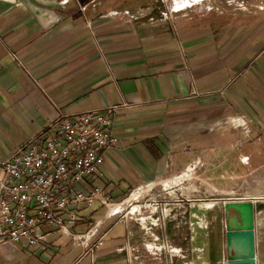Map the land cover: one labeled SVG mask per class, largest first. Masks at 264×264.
<instances>
[{
  "label": "crops",
  "instance_id": "crops-1",
  "mask_svg": "<svg viewBox=\"0 0 264 264\" xmlns=\"http://www.w3.org/2000/svg\"><path fill=\"white\" fill-rule=\"evenodd\" d=\"M195 1L0 0V160L61 115L121 106L96 174L114 209L83 205L0 264H228L224 203L247 200L264 264V0ZM191 172L210 197L194 179L186 195Z\"/></svg>",
  "mask_w": 264,
  "mask_h": 264
},
{
  "label": "built area",
  "instance_id": "built-area-1",
  "mask_svg": "<svg viewBox=\"0 0 264 264\" xmlns=\"http://www.w3.org/2000/svg\"><path fill=\"white\" fill-rule=\"evenodd\" d=\"M183 8L173 3L175 12ZM120 109L61 115L0 160V246L44 248L47 235L39 233L44 226L67 231L79 223L83 205L114 207L96 186V174L105 152L119 146L112 128ZM78 238L87 252L104 245L91 231Z\"/></svg>",
  "mask_w": 264,
  "mask_h": 264
},
{
  "label": "water",
  "instance_id": "water-1",
  "mask_svg": "<svg viewBox=\"0 0 264 264\" xmlns=\"http://www.w3.org/2000/svg\"><path fill=\"white\" fill-rule=\"evenodd\" d=\"M226 248L228 264H255L256 217L251 200L224 203Z\"/></svg>",
  "mask_w": 264,
  "mask_h": 264
},
{
  "label": "rangeland",
  "instance_id": "rangeland-1",
  "mask_svg": "<svg viewBox=\"0 0 264 264\" xmlns=\"http://www.w3.org/2000/svg\"><path fill=\"white\" fill-rule=\"evenodd\" d=\"M181 0H170V5L173 7V3H174V5L176 6V8H178L177 7V3H179ZM189 1H191V0H189ZM197 1V0H196ZM195 1V2H196ZM188 3V2H187ZM181 5H184V3H180ZM179 6V5H178ZM186 173H190L189 171H186V172H183V174H186ZM192 173L193 172H191V175L188 177V178H186L185 179V181H183L184 182V186L187 188L186 189V195L188 196H192L193 194H194V192L192 193V191H193V189H194V186H193V181L194 180H196V181H202L203 183H202V185H200V187H199V191H196V192H199L198 194H201L202 195V197H210V195H211V188H210V186H209V179L206 177V175H208V174H205V172H203L201 175H202V178H200V177H197V178H194V175H192ZM199 173V172H198ZM183 174H180V175H183ZM194 179V180H193ZM192 184V185H191ZM189 191H190V193H189ZM133 197V196H132ZM131 196H129V198H132ZM133 201H134V199H133ZM164 204H169V205H172L174 202H163ZM208 203L210 204V202L208 201ZM207 203V204H208ZM146 204H148V203H146V202H141V203H138V204H135V205H146ZM127 205V212L129 211H131V209H130V205H131V203L130 202H128V204H126ZM143 212H146V211H148V210H151V208H149L148 206H145V207H143L142 209H141Z\"/></svg>",
  "mask_w": 264,
  "mask_h": 264
}]
</instances>
